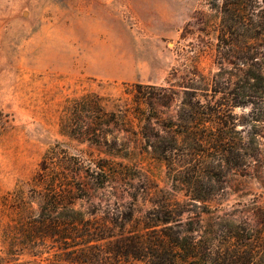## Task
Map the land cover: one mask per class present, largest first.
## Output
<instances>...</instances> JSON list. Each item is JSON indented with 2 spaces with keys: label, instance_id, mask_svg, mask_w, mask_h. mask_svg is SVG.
<instances>
[{
  "label": "rangeland",
  "instance_id": "1",
  "mask_svg": "<svg viewBox=\"0 0 264 264\" xmlns=\"http://www.w3.org/2000/svg\"><path fill=\"white\" fill-rule=\"evenodd\" d=\"M225 2L0 0V264H161L167 232L182 245L190 237L224 245L233 224H257L264 208V113L258 121L252 106H231L229 92L245 67L219 43L223 16L211 4ZM247 15L248 28L259 29L264 14ZM127 84L156 88L159 98L141 109L151 118L149 141L132 134L136 125L130 133L115 130L117 146L125 144L129 155L113 158L107 147L61 135L68 101L83 94L101 96L108 111L134 108ZM185 101L213 123L187 124L183 135L179 116L191 110ZM177 133V149L166 160L155 156V135L166 146ZM198 134L224 140L197 147L188 138ZM57 143L86 164L114 160L103 185L91 173L83 177L87 197L75 208L105 238L88 247L32 232L41 202L32 180ZM142 238L148 249L135 257ZM86 256L94 261L70 262Z\"/></svg>",
  "mask_w": 264,
  "mask_h": 264
},
{
  "label": "trees",
  "instance_id": "2",
  "mask_svg": "<svg viewBox=\"0 0 264 264\" xmlns=\"http://www.w3.org/2000/svg\"><path fill=\"white\" fill-rule=\"evenodd\" d=\"M211 9L223 16L221 33L218 36L219 43L225 50L227 49L228 54L230 53L232 63L238 62L245 67L241 78L233 84L234 87L229 92L232 98L231 106H252L256 109L257 120L260 121L264 113V22L258 25L259 29L248 28L247 14H264V0H226L223 6L211 4ZM240 27L243 32L237 35L236 29ZM127 87L131 88L127 93L133 97L134 108L125 113L108 111L104 99L94 93H86L69 100L65 114L60 118L61 135L81 144L107 147L106 153L113 158L128 157L126 145L117 146L116 136H113L115 130L121 129L130 133L136 125L138 130L132 134L138 137V140L149 141L147 130L150 128L151 118L145 117L141 109L143 104L152 107L153 100L159 97L154 86L127 84ZM184 104L191 110L187 111L186 118L179 116L178 123L184 128L183 135L190 132L187 124L199 122L207 127L213 123V120H208L204 116L200 118L201 113L195 110L192 102L185 101ZM127 113H133V119L136 121L129 120ZM158 122L156 119L157 124ZM173 125L175 124L172 122L171 126ZM171 128L169 126L167 129ZM108 137L112 140L108 141ZM179 137V133L171 136V140L166 142L167 145L162 146L161 137L155 135L156 140L151 145L154 155L166 160L167 155L177 149ZM188 139L197 147L202 145L207 147L210 144H216L218 147L224 137L198 134ZM113 165L112 159L105 160L103 164L94 161L86 164L84 159L71 155L62 144L51 146L42 157L32 180L33 186L41 188L40 215L34 221L38 226L32 232L46 238L56 237L73 243L79 242L87 247L92 242L105 239L100 236L98 230L92 229V220L75 206L77 201L87 197L83 185L84 174L91 173L95 184L100 186L114 174ZM16 192L18 191L9 197ZM208 199L195 198L201 202ZM6 201L10 202L9 198ZM16 201L14 198L13 202ZM59 208L62 212L56 214L55 211ZM257 219L255 226L248 223L233 224V230L224 245H215V242L206 240L194 241L191 237L190 243L185 242L182 245L177 236L167 232L161 240V264H177L178 259L185 262L193 261V264H264V208L257 211ZM140 244L141 251L136 249L132 252L135 257H140V252L148 249L143 238ZM169 259L170 262L167 263ZM92 261L94 259L89 256L81 260H70L71 263Z\"/></svg>",
  "mask_w": 264,
  "mask_h": 264
}]
</instances>
